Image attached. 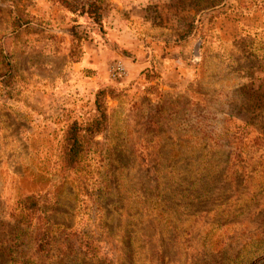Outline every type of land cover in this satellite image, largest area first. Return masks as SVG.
<instances>
[{
    "label": "rangeland",
    "instance_id": "obj_1",
    "mask_svg": "<svg viewBox=\"0 0 264 264\" xmlns=\"http://www.w3.org/2000/svg\"><path fill=\"white\" fill-rule=\"evenodd\" d=\"M105 1L0 0V264H264V0Z\"/></svg>",
    "mask_w": 264,
    "mask_h": 264
},
{
    "label": "trees",
    "instance_id": "obj_2",
    "mask_svg": "<svg viewBox=\"0 0 264 264\" xmlns=\"http://www.w3.org/2000/svg\"><path fill=\"white\" fill-rule=\"evenodd\" d=\"M54 2L68 8L71 12L78 15H86L94 23L102 26V20L106 15L107 5L105 0H53ZM202 4L198 7V11H204L205 9H212L216 6L217 0H201ZM14 31L20 27L26 26L30 23L27 19L21 16L13 15ZM191 21L186 27V32H190ZM193 22V21H192ZM73 39L76 38V33L72 32ZM69 56L72 59H77L79 51L74 47L69 50ZM112 86H106L98 88L95 96V114L89 121L81 122L73 120L67 127L65 132V151L63 158L68 168H73L78 161H80L83 152L85 150L86 135L93 136V134L100 133L105 129V121L107 119V105L104 100L107 96L114 97ZM20 204L25 209H32L36 205V197L34 194L24 196ZM43 234L41 239L38 240V246L42 244L38 249L47 250L46 247L49 244L47 236V228L42 230ZM28 263V262H27ZM29 264V263H28Z\"/></svg>",
    "mask_w": 264,
    "mask_h": 264
},
{
    "label": "built area",
    "instance_id": "obj_3",
    "mask_svg": "<svg viewBox=\"0 0 264 264\" xmlns=\"http://www.w3.org/2000/svg\"><path fill=\"white\" fill-rule=\"evenodd\" d=\"M111 76L114 78L120 77L121 75H123L125 73L124 67L123 65L119 62L116 63V65L114 66L113 69H111Z\"/></svg>",
    "mask_w": 264,
    "mask_h": 264
},
{
    "label": "crops",
    "instance_id": "obj_4",
    "mask_svg": "<svg viewBox=\"0 0 264 264\" xmlns=\"http://www.w3.org/2000/svg\"><path fill=\"white\" fill-rule=\"evenodd\" d=\"M217 33H215L216 37H230L228 35H225L223 32H221L220 30H216Z\"/></svg>",
    "mask_w": 264,
    "mask_h": 264
}]
</instances>
